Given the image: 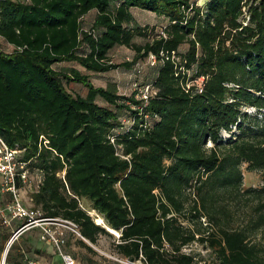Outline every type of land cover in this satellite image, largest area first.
<instances>
[{
    "label": "trees",
    "instance_id": "trees-1",
    "mask_svg": "<svg viewBox=\"0 0 264 264\" xmlns=\"http://www.w3.org/2000/svg\"><path fill=\"white\" fill-rule=\"evenodd\" d=\"M197 1L0 3V43L9 49L0 50V138L37 177L34 220L74 224L76 243L91 253L89 244L114 237L109 228L116 254L130 263L199 264L183 253L199 243L214 251L210 264H264V115L242 111L264 112V0L251 6L248 26L240 23L246 0ZM136 9L167 19L164 34L136 44L148 36ZM91 12L89 34L82 20ZM116 47L136 61L156 58L147 105L136 92L124 97L115 84L95 87L88 74L54 68L132 67L109 64ZM200 78L202 92L190 85ZM72 83L86 94H72ZM234 127L240 134L225 143L221 133ZM243 164L261 173V187L243 188Z\"/></svg>",
    "mask_w": 264,
    "mask_h": 264
},
{
    "label": "rangeland",
    "instance_id": "rangeland-1",
    "mask_svg": "<svg viewBox=\"0 0 264 264\" xmlns=\"http://www.w3.org/2000/svg\"><path fill=\"white\" fill-rule=\"evenodd\" d=\"M207 1L208 0H198L197 5L203 8ZM244 2L246 3L245 5L247 9H250L251 6L258 4V0H246ZM132 13L139 25L145 28L144 33L148 35L147 37L136 36L134 38V42L138 45H145L148 41L152 40L155 35H163L165 28L169 24L168 20L164 17L156 16L148 13L147 11L136 9L132 10ZM96 16V12H91L83 18V32H87L89 34L92 33ZM146 28L148 29L146 30ZM186 49L187 46L183 47L181 51H185ZM0 50L9 52V49L1 45V43ZM85 50L86 48L84 47L83 51ZM108 60H110L109 64H115L117 66L127 62H132L134 64L130 68L119 67L107 73L89 72L78 63H62L54 66V68L59 72H63L69 68H74L79 70L82 74H88L90 76V81L95 87L106 88L108 84H115L117 86L118 94L124 97H130L133 93H135L133 86L134 83L143 88L151 86V83L155 78L157 61L154 63L152 57L136 61L135 53L126 47H116L111 50L108 55ZM175 60L178 64L182 62L180 57H175ZM188 76L191 78L192 73H189ZM204 80L205 79L203 78L193 80L190 82V85H194L200 90V88H203ZM68 90L74 95L86 94L85 88L78 83L68 85ZM99 103L107 106L102 101H99ZM242 111L250 116H258L260 118L264 115V112L258 111L249 106H243ZM123 120L124 124H128L125 119ZM117 132L120 133L121 130ZM239 134L240 133L237 128L234 127L230 133L222 132L221 136L226 143V141L234 139ZM211 146L212 145L209 143L208 147ZM242 172L244 177V189L259 188L263 185L262 175L260 172L248 171L246 164L242 165ZM30 180V184L23 187L21 190L22 198L24 207L28 210L29 215L32 218H37L39 213L33 212V205L30 201V194L31 192H34L37 185V177L31 175ZM7 202L8 197L4 198V203ZM81 206L88 212L97 224L96 221L99 216L92 210L91 204L86 200H81ZM24 223H26L24 219H15L9 227H4L0 224V264H64L63 255L71 256L76 261V264H144L142 261L130 263L127 260L120 258L115 251V240L118 239V236L115 235L113 238L108 236L101 237L97 245L89 244L94 250V253L87 251L85 248L80 247L76 243V238H79L80 236L76 234L75 237L72 236V234H74L70 230L72 226L65 223L44 226L38 225L35 228L24 232L18 237V239H14L15 234ZM43 227L51 229V234H53L56 238H59V244L51 241L50 236L45 233ZM12 246V257L7 263L6 258L8 253L6 255V251L8 250L9 252ZM183 253L193 254L199 264H210L216 259L214 251L199 243H195L184 248Z\"/></svg>",
    "mask_w": 264,
    "mask_h": 264
},
{
    "label": "built area",
    "instance_id": "built-area-1",
    "mask_svg": "<svg viewBox=\"0 0 264 264\" xmlns=\"http://www.w3.org/2000/svg\"><path fill=\"white\" fill-rule=\"evenodd\" d=\"M6 0H0L1 2H5ZM13 2H28L29 0H11ZM246 3L244 2L242 8V16L240 19V23L243 26H248L250 24V9L246 8ZM153 62H156V58L151 56ZM204 79V78H203ZM134 91L136 92V96L139 100H142L145 105L148 104L150 98L155 95V91L151 86H146L141 88L136 83L133 84ZM200 92L203 91V88H200ZM114 143V140H112ZM22 152L18 150H14L10 148L1 138H0V222L4 227H9L12 225L13 220L24 219L26 223L22 225V227L15 234L14 239H18L24 231H28L36 226H44V225H55L59 223H65L67 225H71L72 228L70 230L80 236L77 231V227L70 223L60 219H48V220H39L36 221L29 215L28 210L24 207L23 198H22V188L28 184H30L29 173L26 170L25 163L21 162ZM42 180L40 179L39 182ZM18 184L20 186H18ZM23 186V187H22ZM8 197V202L4 203V198ZM43 230L47 235L50 236L51 241L59 244V238H56L53 234H51V229L43 227ZM13 242V241H12ZM64 264H76V261L68 255H63Z\"/></svg>",
    "mask_w": 264,
    "mask_h": 264
},
{
    "label": "bare ground",
    "instance_id": "bare-ground-1",
    "mask_svg": "<svg viewBox=\"0 0 264 264\" xmlns=\"http://www.w3.org/2000/svg\"><path fill=\"white\" fill-rule=\"evenodd\" d=\"M96 222H97L98 225H101V226H103V227H106V226H105V223H104V221H103V219H102L100 216L97 218V221H96ZM106 229L109 230L110 232H112V233L118 235L117 232L112 231V230H110L109 228H106Z\"/></svg>",
    "mask_w": 264,
    "mask_h": 264
},
{
    "label": "water",
    "instance_id": "water-1",
    "mask_svg": "<svg viewBox=\"0 0 264 264\" xmlns=\"http://www.w3.org/2000/svg\"><path fill=\"white\" fill-rule=\"evenodd\" d=\"M106 228V227H105ZM109 231V230H108ZM20 232V231H19ZM18 232V233H19ZM24 232H26V231H24ZM110 232V231H109ZM21 233V232H20ZM110 233H112V232H110ZM112 234H114V233H112ZM115 236H118V235H116V234H114ZM7 253H8V250L6 251V255H7Z\"/></svg>",
    "mask_w": 264,
    "mask_h": 264
}]
</instances>
